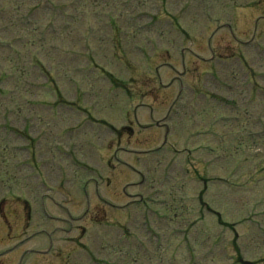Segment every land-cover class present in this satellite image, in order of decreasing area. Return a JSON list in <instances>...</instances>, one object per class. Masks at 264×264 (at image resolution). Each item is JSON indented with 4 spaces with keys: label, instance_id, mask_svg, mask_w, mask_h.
Wrapping results in <instances>:
<instances>
[{
    "label": "rangeland",
    "instance_id": "374dc122",
    "mask_svg": "<svg viewBox=\"0 0 264 264\" xmlns=\"http://www.w3.org/2000/svg\"><path fill=\"white\" fill-rule=\"evenodd\" d=\"M51 1L0 0V28L16 18V11H21L20 14L31 12L29 15L34 20V27L25 30L30 34L28 39L22 40L28 42L24 54L26 57L30 56L29 49H34L38 31L40 32L52 17L54 19L59 16L60 24H66V21H63L64 15L72 16L82 27L86 20L103 22L102 26L109 18L107 15L104 17L105 13L111 14L115 24L121 26L120 44L117 43V49L108 47L106 41L101 42V37L96 41L91 34L88 37L90 50L86 60L85 49L77 42L79 32H62L60 27L59 36L65 37L64 40H51V34L48 33L49 44L58 43L60 48L48 53V46H44V52L40 51L38 56L35 55L37 63L43 65L33 66V78L29 81L35 83V89L24 88L19 81L25 64L21 60L19 64L18 57L9 51L1 52L0 70L8 67V71L5 73L6 80L0 84V200L1 195L13 190V196H19L25 201L26 198L21 195L23 194L29 203L34 204L39 202L40 193L46 195L49 189L55 188L47 196L52 200L57 199L61 206L50 202L48 205L49 210L59 218L58 221L69 220L72 214L75 218L84 217L85 200L82 199L84 202L80 204V201L71 197L79 194L83 167L78 168L69 156L72 151L70 145L79 143L75 151L83 159V166L98 165L106 173L115 172V163L121 168V163L114 161L113 150L116 152L129 148L138 152L146 151L142 155L125 151L124 158L132 165L138 166V163L151 156L154 150L164 147V127L161 128V122L151 125V121H162L169 108L178 113L176 115V112L171 110V130L176 136L171 145L175 144L176 150H165V153L152 156L154 161L152 158L145 160L152 178L149 183L151 188L145 192V199L149 200L148 194L154 193L153 190L158 184L167 186L164 180L165 171L161 169L164 163L170 165L172 162H179L181 166L189 161L195 162L197 165H191L190 170L197 171V177L191 172L188 173V179L178 174L179 179L171 181L167 186V197L173 199L170 201L175 208L171 210V214L168 212V221L169 217L175 216L176 210L179 217L174 219L173 216V223L165 220L160 224L167 230L160 231L159 245L155 238L158 236L157 228L152 230L150 224L145 221L146 214H142L141 206L145 204L136 196L137 187L132 182L138 177L134 169L130 168V174L122 170L123 182L118 185L105 182L102 185V197L108 200L111 198L121 207L126 206L125 208L117 210L108 204H102L103 209L97 206L101 199L94 196H97L96 190L100 184L97 181L91 182L89 194L91 205L94 207L91 212L97 213L96 218L93 220L88 216L83 220L73 221L71 228L66 230L68 232H59L55 236L52 254H58L57 258L50 257L51 255L36 258L29 254L25 264H91L87 255L90 252L82 250L81 246H88L90 243L94 245L93 237H98L102 245L110 243L107 249L112 256H106L101 249L98 251L97 246L91 251L97 254L96 259H100L101 264H238V261L234 260V241L241 249L240 252L247 254L248 260H261L264 263V175H256L257 171L264 169V139L249 140L250 133L257 136L264 132V122L261 125L258 121L262 116L260 111L264 110V18L260 23L256 21L258 16L262 15L260 13L264 12V0H260V6L256 4L258 0ZM241 10L246 13L247 18L238 23V30H250L247 39L251 41V45L244 48L247 68L245 69V63L236 59L213 61L214 63L208 65L201 59L197 60L196 54L202 59H209L213 56V49L224 58H231L232 52L236 51L232 41L234 37L224 31V28L219 30L218 26L222 20L239 16ZM98 16H101L102 21L98 22ZM156 17H159L157 21ZM211 19L213 23L210 22ZM256 23H259L257 27ZM176 26L187 35L189 33L195 44L192 39H184L177 32ZM216 29V36L214 34L210 39ZM2 35L9 39L6 31ZM103 45H106V48H103ZM169 45L173 48L169 49L170 52ZM39 49L41 50L40 45ZM182 49L186 51V63L179 52ZM43 54L47 56L42 57ZM241 54L244 55L243 51ZM148 55L150 61L147 63L145 56ZM124 62H131V71L123 65ZM101 70L106 74L114 72L116 76L118 73H124L121 79L125 82L132 79L130 86L119 82V87L117 84L115 85L118 88L114 87L115 82L101 78ZM18 73L20 76L16 78ZM174 77L178 82L172 80ZM217 77L222 79L223 83L214 79ZM150 80L172 83L167 89H159L157 84L150 86ZM225 81H231L234 87L229 89L230 86L225 85ZM53 82L62 93L59 96L51 90L54 88ZM151 87L159 92L155 91L153 97L145 95L142 101L135 100L141 96L143 89L148 92ZM91 88L93 90L89 92ZM219 89L223 97L231 99V102L236 100L246 112V109L250 111L247 113L250 125L248 120L242 121L244 117L242 122L229 125H226L225 120L217 119L220 115L228 116L226 112L231 109L228 104L216 103L211 99ZM86 90L87 92H84ZM61 96L63 100H73L80 111L81 107L77 104L79 102L88 107L95 102L102 103L94 109H89L90 112L98 119H104L118 127L135 120V108L130 109V101H133L134 106L137 103L141 105L138 110H143L137 113V117L143 119L141 122L145 120L149 128L144 131L134 129L135 134L124 126L116 135L107 125L102 128L97 125L94 128L92 124L89 126L84 123L89 121L85 117L87 113L59 104ZM243 99L249 100L246 108ZM56 102L59 104L55 107L57 112L50 106ZM5 106L11 108H4ZM211 124H214L215 135L205 134V137L200 139L199 131H207ZM5 127H9V131H16L7 132ZM234 134L237 135L235 140ZM185 137L190 141L187 149H184ZM208 145L215 148L216 155H211ZM203 146V150L196 151L198 147ZM214 156L217 158H213ZM161 161L163 164L160 167ZM237 161L240 162L233 165ZM233 166H236V176L230 178L227 176V169L230 170ZM241 168L246 170V178L238 176ZM199 177H202V180L204 178L205 182L213 181L211 187L208 184L206 191L208 201L205 198L204 200L214 213L209 212L206 207H201L198 200L203 186L197 182L200 181ZM235 183L237 184L234 186ZM125 184L128 194L122 189ZM170 193L174 194V198ZM180 196L185 199L178 201ZM15 197L1 207V215H7L11 225L18 229L14 235H20V238L33 237L42 231V224L52 232V224L39 213L34 216V221L29 219V215L24 212L25 203ZM35 205L33 207L37 208ZM63 206L69 211L61 209ZM128 207L130 208L127 211ZM32 222L33 226L29 228ZM8 228L10 227L3 224L0 226V254L11 250V245L15 243L11 244L9 240L10 231L14 229ZM41 240L39 237H33L31 243L24 244L20 251L13 250L1 255L0 264H18L21 253L31 248L47 250L48 240L44 238L45 243ZM191 251L196 256H192ZM71 252L76 256L70 262L67 256ZM247 257L245 256V259Z\"/></svg>",
    "mask_w": 264,
    "mask_h": 264
}]
</instances>
